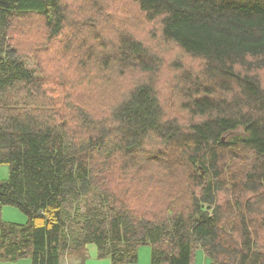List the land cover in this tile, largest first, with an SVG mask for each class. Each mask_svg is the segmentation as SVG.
I'll use <instances>...</instances> for the list:
<instances>
[{"label": "trees", "instance_id": "1", "mask_svg": "<svg viewBox=\"0 0 264 264\" xmlns=\"http://www.w3.org/2000/svg\"><path fill=\"white\" fill-rule=\"evenodd\" d=\"M128 3L0 0L2 258L264 264V0Z\"/></svg>", "mask_w": 264, "mask_h": 264}, {"label": "rangeland", "instance_id": "2", "mask_svg": "<svg viewBox=\"0 0 264 264\" xmlns=\"http://www.w3.org/2000/svg\"><path fill=\"white\" fill-rule=\"evenodd\" d=\"M124 1L129 6L128 0H124ZM119 5H121V4H119ZM121 11H122V8H120L119 10L118 9L114 10L119 21H121L125 17L124 12H121ZM157 35H159V33H157ZM177 57H180L183 59L184 55L176 47L171 46V51L167 52V54L165 55V59H164V62L166 63V67H164V71L162 72L163 73L162 78H161V87L162 88L168 89V87L169 86L171 87V85H172L173 73L169 70V63ZM30 58L32 59V61H34V59L32 57H30ZM64 60L66 61V58ZM34 62L37 64L36 61H34ZM45 64L47 67H54L56 65V63L52 59L46 60ZM27 65H29V67L32 68L33 63L31 61H29ZM65 66L67 67V65H65ZM259 76H260L261 81L264 85V71L261 72ZM168 98H170V97L168 95H166L162 102L170 105L172 103L173 99L172 98L168 99ZM170 117H171V115H170ZM8 178H9V167L7 165H1L0 166V181H6V180H8ZM120 185H123V183H120ZM128 185L129 184L125 185L124 187L122 186V191H120L118 193V195L115 196L116 200H118L119 202H123L121 199H127L126 195H124L122 193H123V190ZM130 192H131V190H130ZM2 217H3L4 222H7V223L25 224L28 221L27 216L21 210H19L18 208H15L13 206H5L3 208V211H2ZM144 249H145V251H150V253H152V249L150 246L142 247L141 251L143 252ZM73 259H75V258H70V256H65L63 258V260H65V262H68L69 260H73ZM205 260H206V264H211L208 258L204 259V253H203L202 249H199L198 251H196L193 264H204ZM141 263H144V255L143 254H142V258H141Z\"/></svg>", "mask_w": 264, "mask_h": 264}, {"label": "crops", "instance_id": "3", "mask_svg": "<svg viewBox=\"0 0 264 264\" xmlns=\"http://www.w3.org/2000/svg\"><path fill=\"white\" fill-rule=\"evenodd\" d=\"M142 254L144 255V263H141ZM89 255H90L89 259L85 262V264H111V261L109 259H98L97 250L95 246H89ZM207 258L208 257L204 253V259H207ZM151 259H152V253H150V251H145L144 249V251L142 252L140 249L138 260L135 263H130V264H151ZM209 261L212 264L210 259ZM0 264H32V261L29 258L19 259L17 261L4 260L2 258L1 233H0ZM61 264H80V262L77 259L69 260L68 262H65V260L62 259ZM204 264H206V260L204 261Z\"/></svg>", "mask_w": 264, "mask_h": 264}, {"label": "water", "instance_id": "4", "mask_svg": "<svg viewBox=\"0 0 264 264\" xmlns=\"http://www.w3.org/2000/svg\"><path fill=\"white\" fill-rule=\"evenodd\" d=\"M42 214V212H40Z\"/></svg>", "mask_w": 264, "mask_h": 264}]
</instances>
